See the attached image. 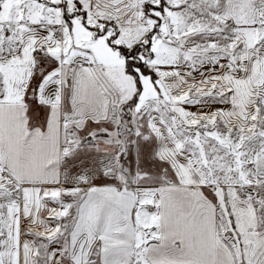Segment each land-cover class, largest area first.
I'll return each instance as SVG.
<instances>
[{
	"label": "snow or ice",
	"instance_id": "snow-or-ice-1",
	"mask_svg": "<svg viewBox=\"0 0 264 264\" xmlns=\"http://www.w3.org/2000/svg\"><path fill=\"white\" fill-rule=\"evenodd\" d=\"M0 264H264V0H0Z\"/></svg>",
	"mask_w": 264,
	"mask_h": 264
}]
</instances>
